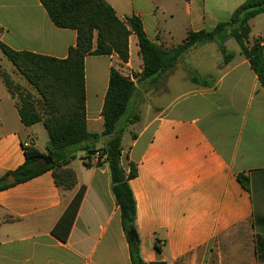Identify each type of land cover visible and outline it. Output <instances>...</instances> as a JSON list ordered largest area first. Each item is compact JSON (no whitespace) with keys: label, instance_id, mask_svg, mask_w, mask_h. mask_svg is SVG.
<instances>
[{"label":"crops","instance_id":"0c3cea01","mask_svg":"<svg viewBox=\"0 0 264 264\" xmlns=\"http://www.w3.org/2000/svg\"><path fill=\"white\" fill-rule=\"evenodd\" d=\"M105 1L123 21L140 18L151 42L173 49L190 32L230 23L248 0ZM254 19L247 46L259 40L264 55V28L255 35ZM0 42L16 51L65 59L77 43V31L56 27L40 0H0ZM225 49L231 56L227 63L217 42L195 45L174 68L155 76L157 81L136 83L133 105H138L139 120L129 125L127 141L123 135L121 164L127 172L130 164L137 168L130 185L147 263L264 264V82L233 37ZM129 53L128 63L116 54L85 58L91 133L104 130L112 67L134 82L143 71V64L133 67V54L141 57L134 34ZM1 72L40 98L0 49V178L25 163L24 146L46 154L49 142L42 122L24 126L19 100ZM99 141L103 144L95 149L107 139ZM84 159L71 168L77 178L72 190L59 188L52 170L0 190V264H132L109 166L96 154L86 153ZM239 176L249 180V189ZM82 186L77 218L62 242L52 231Z\"/></svg>","mask_w":264,"mask_h":264},{"label":"trees","instance_id":"16d2710c","mask_svg":"<svg viewBox=\"0 0 264 264\" xmlns=\"http://www.w3.org/2000/svg\"><path fill=\"white\" fill-rule=\"evenodd\" d=\"M40 1L56 27L77 31V43L69 49L67 58L58 59L28 51H16L0 42L3 54L40 97L37 99L32 93L24 91L7 73L1 72L7 89L19 100L18 110L22 123L30 127L42 122L49 136L46 154L34 147L24 146L25 163L0 178V190L50 170L53 171L59 188L72 190L77 185V178L68 166L75 156L68 155L67 151L73 147H81L89 155L99 153L98 158L109 166L112 191L121 211L122 227L128 240L132 264H162L147 263L142 258L141 240L136 226L137 204L130 185L138 172L134 164H130L129 172L121 164L124 132L128 125L139 120V115L135 113L128 117L124 127H120V122L132 106L138 87L134 81L112 67L102 109L104 130L101 134L91 133L87 128L85 58L89 55L116 54L122 62L128 63L129 37L134 34L143 60V71L137 76V80L143 84L146 81H157L155 76L174 68L181 55L195 45L217 42L225 55V62H229L231 56L226 53L225 41L233 37L263 83V48L259 40H255L250 47L247 45L250 43V21L264 14V0H248L237 9L230 23L220 24L212 31L190 32L185 43L173 49H164L151 42L144 32L140 18L131 16L126 21L119 19L105 0ZM192 81L200 82L198 78H192ZM101 138H106V143L100 149H95L94 143ZM47 157L56 163L45 165L44 159ZM9 176L14 177L15 183L7 182ZM239 180L249 189L247 178L239 176ZM84 194L85 187L82 186L52 231L62 242L68 240ZM131 230L136 231L133 239L128 236ZM158 250L161 248L158 247Z\"/></svg>","mask_w":264,"mask_h":264},{"label":"rangeland","instance_id":"374dc122","mask_svg":"<svg viewBox=\"0 0 264 264\" xmlns=\"http://www.w3.org/2000/svg\"><path fill=\"white\" fill-rule=\"evenodd\" d=\"M253 32L255 35H258L260 32L263 31V28H264V15H259L257 16L254 21H253ZM133 67L135 68V70L139 69V67L143 64V61H142V58L137 54V53H134L133 56ZM125 72V71H123ZM135 75V74H134ZM135 83L138 84L139 87L140 84L138 83L137 81V78H136V75H135ZM143 86V85H142ZM96 94H98V92L96 91L95 92ZM135 98V97H134ZM138 105L135 104L133 105V102H132V106L130 107V109L127 111L126 115L124 116V118L122 119V121L120 122V127H124L125 125V122H126V119L130 116H132L133 114L137 113L135 109V107H137ZM129 125L127 126L126 130L128 129ZM128 130L126 132H124L126 134V139L125 141L128 140L129 137V133H127ZM103 143L101 141H98L96 143H94V145L96 146H100L102 145ZM38 145H39V148L41 150H44L45 149V145H46V142L44 139L40 138L39 142H38ZM86 151L83 150L81 147H73V148H70L68 151H67V154L68 155H74L75 158L73 160H71L70 162V165L69 167L70 168H73V167H78L79 165H81L83 163V160L84 159V156L86 155ZM99 154V153H96V155ZM98 156V155H97Z\"/></svg>","mask_w":264,"mask_h":264},{"label":"water","instance_id":"95a60500","mask_svg":"<svg viewBox=\"0 0 264 264\" xmlns=\"http://www.w3.org/2000/svg\"><path fill=\"white\" fill-rule=\"evenodd\" d=\"M56 162L52 159V158H50V157H47L46 159H44V164L45 165H50V164H55ZM8 182H10V183H14L15 182V179H14V177L13 176H9L8 177ZM128 236L131 238V239H133V238H135L136 237V231L135 230H131L129 233H128Z\"/></svg>","mask_w":264,"mask_h":264},{"label":"built area","instance_id":"2783aa9c","mask_svg":"<svg viewBox=\"0 0 264 264\" xmlns=\"http://www.w3.org/2000/svg\"><path fill=\"white\" fill-rule=\"evenodd\" d=\"M98 156L97 157H99V154H97Z\"/></svg>","mask_w":264,"mask_h":264}]
</instances>
